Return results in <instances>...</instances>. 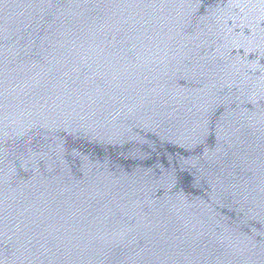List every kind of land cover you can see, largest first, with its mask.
Wrapping results in <instances>:
<instances>
[{
	"label": "water",
	"instance_id": "95a60500",
	"mask_svg": "<svg viewBox=\"0 0 264 264\" xmlns=\"http://www.w3.org/2000/svg\"><path fill=\"white\" fill-rule=\"evenodd\" d=\"M0 264H264V0H0Z\"/></svg>",
	"mask_w": 264,
	"mask_h": 264
}]
</instances>
